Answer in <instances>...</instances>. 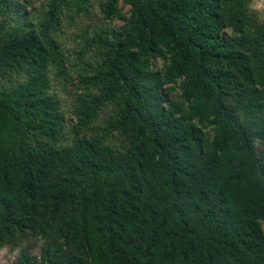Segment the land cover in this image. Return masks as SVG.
<instances>
[{
  "label": "trees",
  "instance_id": "16d2710c",
  "mask_svg": "<svg viewBox=\"0 0 264 264\" xmlns=\"http://www.w3.org/2000/svg\"><path fill=\"white\" fill-rule=\"evenodd\" d=\"M87 3L47 0L34 24L0 0L19 19L0 23V248L38 236L39 264H264V21L250 0L103 1L126 24L82 49L96 46L95 92L72 131L116 113L103 136L62 146L48 71H65L62 15ZM113 132L128 145L106 144Z\"/></svg>",
  "mask_w": 264,
  "mask_h": 264
},
{
  "label": "rangeland",
  "instance_id": "374dc122",
  "mask_svg": "<svg viewBox=\"0 0 264 264\" xmlns=\"http://www.w3.org/2000/svg\"><path fill=\"white\" fill-rule=\"evenodd\" d=\"M23 4L25 17L32 23L37 24L42 18V12L47 7V0H13ZM105 0H88L87 10L77 13L74 10L65 11L61 17V26L55 33L63 50L66 64L65 71L59 74L52 66L48 71L50 78V92L60 103V107L65 116V129L63 132L62 146L72 145L76 138H91L103 136L102 128L114 118L116 110L113 104H107L100 111L99 116L91 122L90 128L75 134L72 126L76 123L75 110L81 98H87L94 94L91 86L87 85L83 78L91 74L93 67L97 64L98 55L96 46L82 51L85 45L91 44L93 38L99 30H105L110 35L118 33L126 22L120 17L106 19L101 14L100 4ZM122 13L129 17L130 7L124 6L120 2ZM250 7L264 21V0H250ZM7 20L6 26H14L19 23L14 11L6 15H0V23ZM155 68L164 69V62L158 60ZM173 96H179V89L176 88ZM206 138L211 139L213 132L210 128H205ZM106 144L114 149L120 150L128 145L126 138L117 132L106 136ZM44 239L38 236H29L19 245H5L0 248V264H22L21 254L26 251L36 264L40 263V254L44 244Z\"/></svg>",
  "mask_w": 264,
  "mask_h": 264
}]
</instances>
